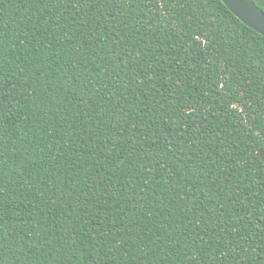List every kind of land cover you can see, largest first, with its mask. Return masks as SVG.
I'll return each instance as SVG.
<instances>
[{
  "label": "trees",
  "instance_id": "16d2710c",
  "mask_svg": "<svg viewBox=\"0 0 264 264\" xmlns=\"http://www.w3.org/2000/svg\"><path fill=\"white\" fill-rule=\"evenodd\" d=\"M0 264H264V37L221 0H0Z\"/></svg>",
  "mask_w": 264,
  "mask_h": 264
},
{
  "label": "water",
  "instance_id": "95a60500",
  "mask_svg": "<svg viewBox=\"0 0 264 264\" xmlns=\"http://www.w3.org/2000/svg\"><path fill=\"white\" fill-rule=\"evenodd\" d=\"M248 28L264 37V12L252 0H221Z\"/></svg>",
  "mask_w": 264,
  "mask_h": 264
}]
</instances>
